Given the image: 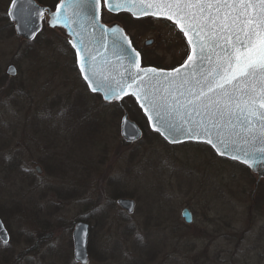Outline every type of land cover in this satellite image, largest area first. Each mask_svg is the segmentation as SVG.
<instances>
[{
  "label": "rangeland",
  "instance_id": "obj_1",
  "mask_svg": "<svg viewBox=\"0 0 264 264\" xmlns=\"http://www.w3.org/2000/svg\"><path fill=\"white\" fill-rule=\"evenodd\" d=\"M9 3L0 0V69L14 62L29 87L0 106V219L9 234L0 264H76L79 220L90 225L87 264H264V177L205 144H165L146 132L132 99L89 92L68 37L46 14L33 39L18 36ZM100 19L119 24L146 65L170 69L188 54L170 21L106 9ZM35 109L43 119L28 127ZM125 113L142 130L134 141L120 133ZM15 153L36 162H15ZM119 197L134 200L132 214Z\"/></svg>",
  "mask_w": 264,
  "mask_h": 264
},
{
  "label": "snow or ice",
  "instance_id": "obj_2",
  "mask_svg": "<svg viewBox=\"0 0 264 264\" xmlns=\"http://www.w3.org/2000/svg\"><path fill=\"white\" fill-rule=\"evenodd\" d=\"M89 4L94 5L87 14L93 20L106 8L129 11L137 19L151 16L173 21L190 46L185 63L171 72L141 68L138 60H130L127 77L109 79L97 73L91 63L96 56L84 35L74 30L80 45L72 46L78 48V55L85 53L80 57V71L86 73L84 79L93 92H102L105 100H119L132 89L131 95L149 113L150 122H158L170 134L183 133L206 142L221 155L237 147L233 137L240 136L239 126L251 145L244 162L255 164L257 153L264 158V0H69L67 7L81 16ZM17 6L18 0H11L10 7ZM64 11L61 2L49 13L50 27L75 23L62 15ZM36 12L43 18L39 9ZM108 30L117 40L122 37L118 26ZM177 139L173 136V142Z\"/></svg>",
  "mask_w": 264,
  "mask_h": 264
},
{
  "label": "water",
  "instance_id": "obj_3",
  "mask_svg": "<svg viewBox=\"0 0 264 264\" xmlns=\"http://www.w3.org/2000/svg\"><path fill=\"white\" fill-rule=\"evenodd\" d=\"M61 2L65 4V9H66V11L62 12V15L70 16L71 19L75 21V23H72L71 27L67 25L58 24L56 27H52V28H58L65 36H67L71 46L73 45V43L80 45V39L74 34V30L77 33L83 34L85 38V43L91 49L92 53L96 56L95 61H91V63L94 64L95 70L100 76L108 77L109 79H111L112 76H116L117 78H119L121 75L127 77L128 72L125 71V69L129 67L130 60H138L141 68H145V69L155 68L153 66H144V67L141 66L140 54L138 57L135 55V53H139V52L132 46L128 35L119 24L113 23L107 25L100 20V16L96 20L89 18V15L87 14H91L94 11V5L89 4L88 7L84 9L85 15L75 16L73 14L75 10L67 7L69 0H60L57 3V5ZM37 9H39L40 12L43 13L45 7L39 5L35 0H18V6L15 9L9 6L8 15L10 17V20L14 23L15 32L18 36L31 40L40 31L42 26L41 25L42 18L37 16V12H36ZM53 11H55V9ZM53 11L48 10V20H47L48 26H49V21L51 19L49 13ZM119 12H127L133 18H135L131 12L123 9L119 10L118 12L114 11L110 13L115 14ZM171 22L174 23L173 21ZM116 26H118L119 29L121 30L122 37H127L126 40L123 39L122 37L117 40V37L110 30L105 31L106 29H111ZM176 27L179 30L177 25ZM184 38L187 42V38L185 36ZM114 40H117V46L115 48L113 45ZM129 42L131 45L130 47H129ZM151 42L152 40H148L146 41V44H150ZM103 44H106L107 47H102L101 45ZM188 47H189V52L187 56L190 54L189 44ZM72 48L74 50L77 68L80 72L81 77L86 83L89 91L92 93L100 94L101 98L106 102L118 101V100H105L104 94L102 92L99 91L93 92L91 90L88 81L84 79V75L86 73H82L80 71V57L84 56L85 53L80 52L78 55V48H74L73 46ZM187 56L180 65H178L173 69L179 68L181 65H183L187 59ZM156 69L160 71L162 74L171 72L173 70V69H159V68ZM131 71L135 72V68H131ZM15 72H16V68L14 65H9L7 67V73L9 75H14ZM87 74L90 75L91 73H87ZM127 91H128V95H131L132 89H128ZM124 96H122L121 98H123ZM132 97L136 101L137 105L140 107V102L137 101L134 96ZM140 109L147 119L149 128L157 132L169 144H178L187 141L206 143L203 141L189 139L183 133L170 134L166 129L160 127L158 122H150L148 119L149 113H146L141 107ZM158 128L159 130H157ZM236 131L240 132L239 137H233L234 139H236L237 147L228 150L227 154L225 155H221L212 145L208 143L206 144H208L215 151L217 155L243 163L244 165L249 167L251 171L257 173L259 178L264 177V158H262L260 153H257V162L255 164H252L251 160H249L248 163H245L244 153L245 151L250 150L251 148V145L245 142L246 140L249 139V137L239 128V126L237 127ZM120 133L121 136L127 139L128 141H134L141 136L142 130L134 121L129 119L127 114L125 113L121 118ZM173 136L178 138L177 142H173ZM213 139H215V136L213 137ZM233 156H239L240 159H233L232 158ZM250 164H252V166H250ZM36 170L40 172L41 168L39 166H36ZM116 203L128 214H132L134 212L135 202L133 199L120 197L116 200ZM182 217L185 219L187 223L191 222V213L187 208L183 209ZM89 231H90V225L88 222L83 220H79L75 222L72 230L73 259L79 264L88 263L87 243H88ZM0 240L2 242H8L9 240V234L6 228L4 227L1 219H0Z\"/></svg>",
  "mask_w": 264,
  "mask_h": 264
},
{
  "label": "flooded vegetation",
  "instance_id": "obj_4",
  "mask_svg": "<svg viewBox=\"0 0 264 264\" xmlns=\"http://www.w3.org/2000/svg\"><path fill=\"white\" fill-rule=\"evenodd\" d=\"M35 1L38 4H40L41 6H46V4L42 3L41 0H35ZM58 1L59 0H54L52 2V3H54L53 6H50V5L46 6V9H45L43 15L44 14L47 15L48 10H53ZM10 2H11V0H10ZM9 5H10V3H9ZM9 5H8V8H9ZM7 15H8V13H7ZM101 21L104 22L103 20H101ZM104 23H106V22H104ZM13 26H14V24H13ZM180 63L181 62H179L178 64H180ZM178 64H176V65H178ZM9 65L15 66L16 72L14 75H9L7 73V67ZM176 65H174L173 67H175ZM18 67L14 64V62H9L5 65L4 70L0 69V79L3 81V83L0 85V106L4 105V101H6L8 97L12 103L16 99H23V98H25L26 95L28 96V92H27L28 89L27 88L29 87V81H28V79L27 80H24V79L19 80V76H20L21 72H20V68H18ZM36 109L34 111L32 110V112L29 114V118L27 119L28 127H31V126L32 127H35V126L38 127L41 124V120L43 119L42 114L39 111H36ZM1 112H2V110H0V116H1ZM35 113H37V116L34 118L33 116ZM0 121H1V119H0ZM0 123H2V122H0ZM0 137H3V136H0ZM25 145L26 146L28 145L27 142H25ZM28 153L30 154L31 152L28 151ZM29 154L22 157V156H19V153H15L13 156H11L9 158L14 160L15 162H24V161L25 162H36V160L33 159V157ZM40 172H38V173H40ZM1 243L5 244L3 242H1Z\"/></svg>",
  "mask_w": 264,
  "mask_h": 264
},
{
  "label": "trees",
  "instance_id": "obj_5",
  "mask_svg": "<svg viewBox=\"0 0 264 264\" xmlns=\"http://www.w3.org/2000/svg\"><path fill=\"white\" fill-rule=\"evenodd\" d=\"M123 14L125 15V14H127V13H124L123 12ZM142 63L143 64H145L144 63V61H143V57H142ZM150 64H152V63H150ZM146 65V64H145ZM149 65V64H148ZM153 66H155V67H158V68H160L158 65H156L155 63H153L152 64ZM126 98H130V99H132L133 101H134V99H133V97L132 96H127ZM134 103H135V105H136V102L134 101ZM137 109L141 112V110L139 109V107H137ZM141 118H142V120H143V122H142V120H141V122H142V124L145 126V130H146V132H150V130H149V128H148V125H147V122H146V119H145V117H144V115L142 114V116H141ZM152 133V132H151ZM153 134L156 136V137H158L160 140H163L157 133H155V132H153ZM162 142H164L165 143V141H162ZM166 144V143H165ZM211 149V148H210ZM222 159H224V158H222ZM227 160V159H226ZM229 161H231V160H229ZM234 163H236L237 165H239V166H241V168H242V170H246V171H248V168L246 167V166H244V165H242V164H239V163H237V162H234Z\"/></svg>",
  "mask_w": 264,
  "mask_h": 264
}]
</instances>
